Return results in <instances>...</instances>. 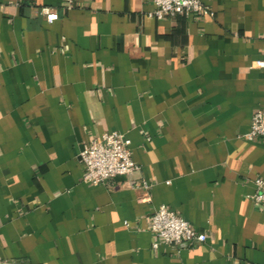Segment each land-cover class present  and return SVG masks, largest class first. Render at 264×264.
Returning a JSON list of instances; mask_svg holds the SVG:
<instances>
[{
	"label": "crops",
	"instance_id": "1",
	"mask_svg": "<svg viewBox=\"0 0 264 264\" xmlns=\"http://www.w3.org/2000/svg\"><path fill=\"white\" fill-rule=\"evenodd\" d=\"M77 1L0 0L3 264H264V139L246 138L264 0L163 18L154 0ZM113 130L141 170L84 181V144ZM163 203L207 240L154 246Z\"/></svg>",
	"mask_w": 264,
	"mask_h": 264
},
{
	"label": "built area",
	"instance_id": "2",
	"mask_svg": "<svg viewBox=\"0 0 264 264\" xmlns=\"http://www.w3.org/2000/svg\"><path fill=\"white\" fill-rule=\"evenodd\" d=\"M65 6L78 5L77 0H65ZM155 8L149 12L151 17L163 18L184 14H213L205 0H154ZM47 19L52 22L59 18V13L49 7L43 9ZM253 67H264V54L253 63ZM250 140L264 139V109L253 114L250 131L246 134ZM85 166L84 181L99 184L119 175H129L141 170V164L133 157L131 139L120 130L106 131L86 142L81 151ZM257 190L252 195L256 203L264 206V178H256ZM132 187L149 189L152 184L145 178L131 181ZM127 224L128 221H126ZM151 230L161 243L190 245L207 240V233L194 227L188 219L172 209L168 204H161L151 217ZM0 264H3L0 255Z\"/></svg>",
	"mask_w": 264,
	"mask_h": 264
}]
</instances>
